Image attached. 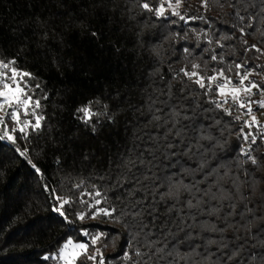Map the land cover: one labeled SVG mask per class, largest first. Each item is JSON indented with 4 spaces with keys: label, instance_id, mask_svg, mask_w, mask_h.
<instances>
[{
    "label": "trees",
    "instance_id": "trees-1",
    "mask_svg": "<svg viewBox=\"0 0 264 264\" xmlns=\"http://www.w3.org/2000/svg\"><path fill=\"white\" fill-rule=\"evenodd\" d=\"M141 2L0 0V59L16 58L19 69L36 77L33 85L40 84L36 95L48 97L41 100L46 119L39 134H31L28 141L18 139L17 145L0 141V264H54L44 257L58 252L69 237L84 240L82 228L92 233L99 229L107 234L97 244L106 264L108 261L125 264L120 258L130 236L131 218L122 216L114 220L101 216L80 221L76 212L84 206L78 203L79 193L89 184L103 186L104 182L96 177L107 173L110 159L132 145L138 132L137 122H144L137 107L145 106L149 95L166 99L169 84L184 105L197 109L198 117L221 118L226 128L222 133L213 129L220 142L213 151L218 157L229 158L227 162L237 168V161L231 157L233 150L243 143L237 134L244 118L234 122L223 113H199V107H209L202 90L186 80L183 84L174 80L173 75L185 66L190 69V62L203 65L207 61L209 74L213 66H223L214 65L211 53L202 51L208 47L203 35L197 47L196 32L201 29L207 30L213 41L222 34L232 36L222 41L226 62L248 60L250 67L264 66V54L254 49L245 53V48L255 44L264 50V37L255 32L243 38L247 45L242 43L240 32L231 27L234 22L231 0H210L206 12L200 7L201 0H183L180 9L183 14H203L209 21L188 24L170 14L168 19H157L140 7ZM151 2L155 7L158 0ZM185 47L191 50V55L183 52ZM257 71L264 76V67ZM232 77L237 80L235 71ZM254 80L264 84L262 78ZM185 85L182 94L179 90ZM161 92L165 95H160ZM89 101L95 102L94 111L108 114L99 117L98 123L93 118L95 132L78 119L82 114L76 111ZM17 146L21 151L26 149V155H20ZM257 146L259 151L255 154L264 160V140L258 138L253 148ZM81 180L85 181L83 188L72 187ZM52 189L59 196L76 201L65 206L71 223L53 211L57 201L52 198ZM259 190H264V181ZM108 195L110 203H120L113 199L111 190ZM250 227L255 230V224ZM93 250L89 248V252Z\"/></svg>",
    "mask_w": 264,
    "mask_h": 264
},
{
    "label": "snow or ice",
    "instance_id": "snow-or-ice-1",
    "mask_svg": "<svg viewBox=\"0 0 264 264\" xmlns=\"http://www.w3.org/2000/svg\"><path fill=\"white\" fill-rule=\"evenodd\" d=\"M182 4L183 0H158L153 7L151 0H143L140 7L157 19H168L170 14L185 24L196 20L209 23L203 14H183ZM209 5L210 0H201L200 7L205 12ZM229 6L234 19L231 27L240 32L244 45H247V40L243 39L246 35L259 32L264 37V0H231ZM248 29L253 32L249 33ZM201 35L208 45L202 51L211 53L210 61L214 65L223 66H213L209 74L207 61L203 65L190 62V69L188 66L181 68L173 79L182 84L186 80L202 90L209 107H199V113H223L234 122H241L243 116L249 117L242 121L237 134L243 143L233 150L231 157L237 161V168L231 167L227 162L229 158L218 157L213 151L220 144L213 129L222 133L226 128L221 118L198 117L197 109L184 105L172 92L170 84L166 99L149 95L145 106L136 109L144 122H137L134 142L115 159H110L107 173L96 177L104 182L102 187L89 184L79 193L78 203L84 208L76 212L80 221L101 216L114 220L122 216L131 218L130 236L120 258L125 264H181L182 261L183 264H264V190H259L264 181V160L255 154L259 146L253 148L258 138L264 140V125L253 111L254 104L264 109V87L250 79L253 73L260 74L257 70L264 66L250 67L248 60L228 63L222 41L233 37L222 34L213 41L208 31L201 29L196 32L197 47ZM216 48L221 51L217 52ZM253 49L264 54L255 44L247 46L245 53ZM183 52L192 54L187 47ZM233 71L238 78L235 81ZM35 79L32 73L18 68L16 58L0 59V141L17 145L18 139L28 141L31 134H39L44 128L42 122L46 117L41 100L48 97L36 95L40 84L33 85ZM185 87L187 85L179 90L182 94ZM257 93L262 99L252 100ZM160 95L165 94L161 92ZM93 103L89 101L76 111L82 114L78 119L95 132L93 118H97L98 123L99 117L108 114L94 111ZM234 111L240 114L234 116ZM207 120L211 122L205 123ZM16 151L22 156L27 152L18 146ZM32 167L40 173L35 164ZM84 185L85 181L81 180L72 187L81 189ZM45 188L48 190L47 186ZM110 190L119 204L110 203ZM51 191L52 198L57 201L53 211L71 223L65 206L76 201L59 196L55 189ZM253 224L254 231L250 227ZM80 231L84 240L69 237L58 254L44 259L58 260L62 264H85L86 261L106 264L97 244L107 234L99 229L95 233L87 228ZM90 247L94 249L91 252Z\"/></svg>",
    "mask_w": 264,
    "mask_h": 264
},
{
    "label": "built area",
    "instance_id": "built-area-1",
    "mask_svg": "<svg viewBox=\"0 0 264 264\" xmlns=\"http://www.w3.org/2000/svg\"><path fill=\"white\" fill-rule=\"evenodd\" d=\"M256 76H258V75H256L255 73H253V75L250 77V79H251V80H254V78H256ZM258 78L261 79L260 76H258ZM237 79H238V78H237ZM262 79L264 80V78H262ZM261 86L264 87V84H261ZM253 92H256V90L253 89ZM251 99L254 100V101H258V100H261L262 97H261V95H260L259 93H257V94H255V95H253V96L251 97ZM253 111H254V114L256 115V117H257L258 115H261V114L264 115V109L259 108V107H258L257 105H255V104L253 105ZM234 113H236V115H239V114H240L238 111H234ZM243 118H244V120L249 119L248 116H243ZM263 125H264V124H263Z\"/></svg>",
    "mask_w": 264,
    "mask_h": 264
},
{
    "label": "rangeland",
    "instance_id": "rangeland-1",
    "mask_svg": "<svg viewBox=\"0 0 264 264\" xmlns=\"http://www.w3.org/2000/svg\"><path fill=\"white\" fill-rule=\"evenodd\" d=\"M257 75H258V74H257ZM258 76H260L261 78H264V76H262V75H258ZM258 76H256V77L258 78ZM258 79H259V78H258ZM255 81H256V80H255ZM257 119H258L259 121H261L262 124H264V115H263V114L258 115V116H257ZM56 254H58V252L54 253L53 255H56ZM52 261H53L54 264H62V262H61V261H58V260H53V259H52Z\"/></svg>",
    "mask_w": 264,
    "mask_h": 264
}]
</instances>
